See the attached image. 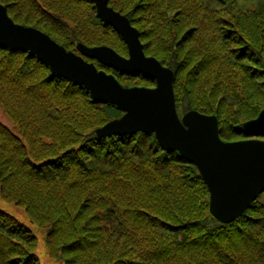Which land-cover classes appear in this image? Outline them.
<instances>
[{
	"label": "trees",
	"instance_id": "16d2710c",
	"mask_svg": "<svg viewBox=\"0 0 264 264\" xmlns=\"http://www.w3.org/2000/svg\"><path fill=\"white\" fill-rule=\"evenodd\" d=\"M0 3L14 22L67 50L77 52L81 42L118 52V45L82 30V16L92 18L116 34L128 55L90 0ZM108 4L138 30L144 53L173 71L177 113L216 116L225 141L251 135L243 123L264 109V0L251 8L246 0ZM140 9L153 17L149 27L138 28ZM86 60L116 79L155 86L144 74ZM0 108L12 123L11 129L0 122V197L24 209L43 231L50 256L63 264H264V191L235 220L218 221L192 163L164 150L153 133L98 136L97 128L123 112L52 75L36 56L0 45ZM36 246L30 229L0 209V264H39Z\"/></svg>",
	"mask_w": 264,
	"mask_h": 264
},
{
	"label": "water",
	"instance_id": "95a60500",
	"mask_svg": "<svg viewBox=\"0 0 264 264\" xmlns=\"http://www.w3.org/2000/svg\"><path fill=\"white\" fill-rule=\"evenodd\" d=\"M102 23L111 26L124 40L128 55L100 45L81 42L76 52L67 50L32 26L14 22L0 3V45L23 51L42 60L54 76L83 86L94 101L114 105L123 114L96 129L100 137L153 133L164 150H176L199 171L209 191V212L222 223L240 216L264 191V140H221L214 115L188 110L179 117L173 92V71L155 57L146 56L138 30L114 10L108 0H90ZM121 74H144L155 86L124 87L112 75L98 70L93 62ZM248 134H264V109L243 123Z\"/></svg>",
	"mask_w": 264,
	"mask_h": 264
},
{
	"label": "rangeland",
	"instance_id": "374dc122",
	"mask_svg": "<svg viewBox=\"0 0 264 264\" xmlns=\"http://www.w3.org/2000/svg\"><path fill=\"white\" fill-rule=\"evenodd\" d=\"M246 1H249L250 4L248 6H246V4H247L246 3L245 4V8H251V7H253V4H256L257 2H259V0H246ZM134 3L137 4L139 2L135 1ZM129 7H131V5H129ZM140 10H143L142 12H144V13H142ZM140 10L135 11V13L141 15V17L139 18V19H141V22L139 23L138 28L141 29V26H143V24H144L145 27H149L150 24L148 22H151L150 20L153 19V17H151L150 15H146L147 12H145L146 11L145 9H140ZM91 15H92V13H91ZM82 18H87V20L86 19H82L81 20V22H83L84 27H85V28H82V30L84 32H86V33L89 32L94 37H98L101 40H108L113 45H118L120 47V48H117L118 53L121 54V55H124L123 53L126 52L125 51V46H123V44L121 43V40L116 36L115 33H113L112 30H110V29L107 30V29H103V28L102 29L101 28H97L96 24L91 23L92 18L89 19V17H85V16H82ZM174 21H178L177 17H174ZM170 29L173 30V31H176L177 33L181 32V31H177L175 29H172V27ZM157 37H162L163 43L165 44V42H164V40H165L164 39V31L163 30L157 32ZM146 43L148 44L149 48L153 50V47L151 46L152 37L150 38L149 41H146ZM146 56H148V54ZM98 70H101V69H98ZM107 74H112V72L110 71ZM123 77H125V76H123ZM123 77L121 78V80H119L118 78H117V80H118V82L120 81L123 85H125L124 87H136L137 86V87L151 88V84L148 81H145L143 78L126 79V78H123ZM178 113H179V116H182L180 112H178ZM120 116L121 115H119V117ZM0 122H2L3 124H5L6 126H8L9 128L12 129V123L7 118V116L2 111L1 108H0ZM233 138H235V139H233ZM237 138H239V137H232V138H230V140H226V141L223 138L221 140H223L225 142H237V141L253 140V139L264 140V135H260V134L256 133V134H251L249 137H246V138H239V139H237ZM0 209L5 211V212H7V213H9V214H11L12 216H14L23 225H25L27 228H29L30 231L35 235V237L37 238V246L35 248V253H36L37 257H38L39 264H63L62 260H59V259H56V258L50 256V254H49V252L47 250V245H46V243L44 241V233H43V231L41 229H39L37 225H35L34 223H32L30 221L27 213L24 211L23 208H21L19 206H16V205H14V204H12L10 202H7V201L3 200L0 197Z\"/></svg>",
	"mask_w": 264,
	"mask_h": 264
},
{
	"label": "bare ground",
	"instance_id": "6f19581e",
	"mask_svg": "<svg viewBox=\"0 0 264 264\" xmlns=\"http://www.w3.org/2000/svg\"><path fill=\"white\" fill-rule=\"evenodd\" d=\"M144 133V132H143ZM209 208V207H208Z\"/></svg>",
	"mask_w": 264,
	"mask_h": 264
}]
</instances>
